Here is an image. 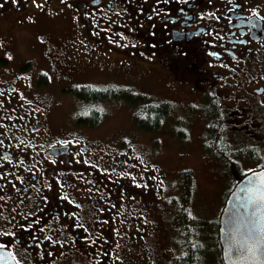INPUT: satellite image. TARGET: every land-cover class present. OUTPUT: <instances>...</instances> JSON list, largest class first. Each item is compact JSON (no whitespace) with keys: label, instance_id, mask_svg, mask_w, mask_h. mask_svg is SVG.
Masks as SVG:
<instances>
[{"label":"flooded vegetation","instance_id":"1","mask_svg":"<svg viewBox=\"0 0 264 264\" xmlns=\"http://www.w3.org/2000/svg\"><path fill=\"white\" fill-rule=\"evenodd\" d=\"M57 24L29 53L14 45ZM97 70H158L191 94L202 142H264V0H0V264H180L199 250L160 247L177 223L170 171L94 137L89 108L52 120L53 79L67 92ZM178 165L181 200L191 168Z\"/></svg>","mask_w":264,"mask_h":264},{"label":"rangeland","instance_id":"2","mask_svg":"<svg viewBox=\"0 0 264 264\" xmlns=\"http://www.w3.org/2000/svg\"><path fill=\"white\" fill-rule=\"evenodd\" d=\"M41 24V23H40ZM37 24V27L40 25ZM64 25L57 24L55 27L43 29L42 31L32 30L20 32L14 37V45L25 53L32 51V46L38 41L40 34L61 35ZM9 54V53H8ZM11 64L19 66L21 60L10 54ZM144 58V57H143ZM40 66L34 63V66ZM6 65L4 69H6ZM36 67H33L35 74ZM119 72H110L108 70H97L83 72L82 79L88 80L92 84L99 85L110 81L122 89H126L132 94H142L147 96L149 101L159 102L167 101L171 110L164 119L160 129L156 132H145L138 128L132 122V114L138 106V103H129L123 98H116L101 102L98 106L103 112V117L94 131V137L102 141H110L113 145L126 146L127 150L134 151L136 155H147L153 165L160 171H170L166 177L172 181V198L167 199V204L177 205L178 210L181 208L179 197V187L184 172L177 173L179 162L184 166H190L187 177L192 184L190 185L191 193L189 200V217L187 232L175 228L172 231L161 232L159 241L162 243V252H169L171 246L177 250H183L186 245L194 244L199 253L193 264H219L220 245L218 241V222L220 212L226 198L230 185L228 182L231 176H224L223 168L219 163L210 157V162L206 161L209 154L203 147L204 141L197 139L199 128L192 122L194 112L191 104V94L184 92L179 94L171 92L160 81L162 74L155 70L149 77L138 80L135 77L125 79ZM124 77V78H123ZM77 81V79H76ZM58 82L53 79V87L50 90L51 102L49 103L52 120L56 125H75L74 118L77 115L85 113L86 106L79 103L68 92H61L57 88ZM73 84V82H66ZM182 96V97H180ZM75 127V126H74ZM261 142H242L240 147L244 150V159L238 163L237 170L240 173L252 171L260 166L264 160V153L260 159L259 155L264 151V143ZM231 149L236 150L238 147L235 143ZM128 146V147H127ZM140 149V150H139ZM182 168V167H180ZM167 211V209H165ZM163 214L162 219L165 221L169 214ZM170 228V227H169ZM187 234H191L188 236ZM164 237V238H163ZM171 243L169 242V240ZM157 246H155V249Z\"/></svg>","mask_w":264,"mask_h":264},{"label":"trees","instance_id":"3","mask_svg":"<svg viewBox=\"0 0 264 264\" xmlns=\"http://www.w3.org/2000/svg\"><path fill=\"white\" fill-rule=\"evenodd\" d=\"M67 92L71 94L79 103H82L84 106H86V110L89 108L88 113L85 111V113H87L85 116L86 123L89 126L98 125L102 120L103 112L98 105L101 102L116 98H123L129 103H138V106H136V109L132 114V122L145 132L158 131L164 119L168 116V113L171 110L170 104L167 101L152 102L149 101L145 95L132 94L126 89H122L111 84L78 85L67 89ZM235 143H237L236 146L238 147L236 150L231 149L233 146H235L234 142L204 141L203 143L205 151L212 157L214 161L219 163V166L223 168V174L225 178L226 176H229V178L231 176V180L228 182L230 187L226 196L231 191L236 182L247 173H240L237 170L238 163L244 159V150L240 147V143H242V141ZM262 143L264 142L259 144ZM263 153L264 151L261 152V155H259L260 159ZM259 164L260 166L256 169L264 168V160ZM191 189L192 188H190V185L185 186V190L183 191L181 200L179 202L181 205L179 210L177 205H173V209L177 213V223L174 228H180L183 232H187L188 224L190 223L189 198ZM187 235L191 236V234ZM183 249H188V245H186ZM194 250H197V248H194ZM198 253L199 251H197L195 254L192 253L193 255L191 258L187 257V259L183 260V262H180V264H193L197 259ZM194 255H196V257Z\"/></svg>","mask_w":264,"mask_h":264},{"label":"water","instance_id":"4","mask_svg":"<svg viewBox=\"0 0 264 264\" xmlns=\"http://www.w3.org/2000/svg\"><path fill=\"white\" fill-rule=\"evenodd\" d=\"M223 264H264V168L244 175L219 217Z\"/></svg>","mask_w":264,"mask_h":264}]
</instances>
